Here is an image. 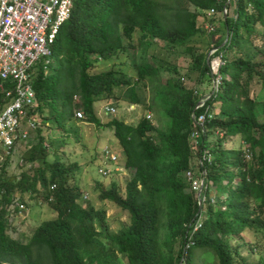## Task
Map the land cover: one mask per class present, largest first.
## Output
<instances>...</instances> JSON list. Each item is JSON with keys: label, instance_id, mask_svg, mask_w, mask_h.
I'll list each match as a JSON object with an SVG mask.
<instances>
[{"label": "trees", "instance_id": "16d2710c", "mask_svg": "<svg viewBox=\"0 0 264 264\" xmlns=\"http://www.w3.org/2000/svg\"><path fill=\"white\" fill-rule=\"evenodd\" d=\"M174 3V9L165 11L160 0H73L70 17L52 47L53 64L48 69L39 64L33 81L37 112L44 123L64 129L81 111L95 127L113 131L131 178L124 196L112 183L108 189L100 187L98 199L127 213L128 227L110 233L105 211L80 203L81 189L69 179L76 167L45 164L48 149L38 129L22 159L30 165L44 163V167L33 175L22 173L15 181L7 179L3 165L0 190L6 195L1 203L9 202L12 195L35 196L42 189L43 202L56 217L42 221L23 243L10 238L11 222L2 213L0 264H43L37 259L44 254L48 264H119L121 259L126 264H246L240 237L248 230L264 235V120L259 119L258 102L251 97L253 84L260 83L264 90V0H239L229 6L226 17L222 15L225 0ZM210 9L221 14L229 33L228 42L224 43L225 35L211 46L225 61L219 92L196 109L200 95L182 83H167L153 97L166 119L163 128L158 129L146 117L136 125L117 118L102 124L95 115V103L116 100L144 105L141 85L155 82L159 72L140 64L134 78L115 69L94 73L98 58L108 61L119 55L125 40L131 41L136 31L143 51L151 46V39L184 46L201 32L197 19ZM214 34L216 31L209 36ZM245 44L255 49V58L232 57ZM192 66L207 75L208 56L198 54ZM200 114L212 115L199 141L201 153L210 156L204 164L202 211L197 194L188 189L183 177L191 168L194 151L190 141L195 129L193 115ZM215 133L221 137L209 144V136ZM234 137L245 149L224 147ZM245 150L251 153L250 161L245 160ZM52 184L56 186L53 190ZM222 237L237 238L238 243L232 247ZM241 257L245 263H239Z\"/></svg>", "mask_w": 264, "mask_h": 264}, {"label": "rangeland", "instance_id": "374dc122", "mask_svg": "<svg viewBox=\"0 0 264 264\" xmlns=\"http://www.w3.org/2000/svg\"><path fill=\"white\" fill-rule=\"evenodd\" d=\"M160 4L165 11H170L175 7L174 0H160ZM233 8L231 11L232 15H234L232 18L234 19L236 15ZM190 9L193 10V7H190ZM204 15L197 19V27L199 30L201 29V32L199 31V33L184 46H172L159 39H151V46L146 51H143V47L138 44L140 32L136 31L131 41L125 40L124 50L119 55L111 60L100 61L98 63L97 68L93 71L94 73L115 69L124 71L127 75L134 78L136 72L135 67L140 64H149L159 72V77L155 82L150 84L146 82L144 86L141 85L143 90L142 93L145 98L144 105H130L124 101L116 100L100 101L96 103L95 115L102 124H106L113 118H117L126 124L136 125L141 118L149 116V120L152 121L155 127L158 129L163 128L166 119L153 101V97H155V93L161 90L163 86L165 87L167 83L172 84L173 82H179L182 83L185 89L198 92L200 97L203 94L208 95L211 81L207 75H202L194 69L192 63L198 54L209 56L214 41L224 38L225 35H227V29L221 14L219 15V13L216 12L210 18L216 29V34L213 36H209L210 34L207 35L202 28L205 24ZM260 30L261 29H259V31ZM255 55V49L249 44H245L242 46L241 51L232 55V57L237 56L247 60H253ZM47 60L49 61L47 65L48 69L49 65H52L54 61L53 50L52 55L47 57ZM251 97L258 102L256 113L259 119L264 120V112L262 111L264 90L260 83L252 85ZM107 103H110L112 107L115 108L116 113L114 115H105L103 113V107ZM150 107H152L151 110ZM46 113L45 111V114ZM42 124L40 128L41 136L45 139L44 143L48 146V157L45 164L59 162L68 167L75 166L76 168L69 173V179L71 183L81 189L82 194L86 193L88 195V199L86 201L81 199L80 203L92 206L95 209L104 210L110 233H116L128 227L129 217L127 213L122 212L111 202H103L98 199L100 187L108 189L112 183L117 184L119 194L124 196L125 185L131 178V173L126 170L113 173L107 179H103L99 174L101 151L104 147L118 152L119 155L121 154L120 148L114 140L113 131L110 128L99 129L84 118L72 120L64 129L56 128L55 124L50 122L44 123L43 119ZM218 136L221 137V135L217 133L209 136V144H215L217 139H219ZM35 138L36 135L33 141ZM223 145L225 148L231 150L245 149L237 137L231 138ZM29 146L28 144L27 147L24 146L23 148H19L10 160L3 164H6L5 176L7 179L17 181L20 179L22 173L33 175L36 169H42L44 167V163L41 162H35L31 164V167L20 165L22 154ZM198 159V150L194 149L191 158L192 180L190 181V185L186 180L188 189L194 193H196V191L193 185L195 183L198 185L202 178V170L199 167ZM119 164V166L123 165L122 157ZM47 174L49 175V173ZM21 197H23L22 199L25 202V211L22 214H17L12 217L8 235L13 240L26 243L42 221L54 219L56 214L45 202H43L45 191L42 189H40L35 196L26 193ZM213 197L215 198L216 195H213ZM200 210L202 211V205ZM221 239L227 241L232 247L238 243L237 238L236 240L234 238L224 237ZM240 239L244 241L245 247L241 249V252L244 259L247 261L246 264H264V235H262V233L254 235L252 231L248 230L243 233ZM100 241L104 242L102 239H100ZM252 245H255V247L253 248ZM235 257L236 262H238L237 255H235ZM42 258L43 259H37L38 263L48 264L44 259L45 254ZM244 259L241 257V261ZM244 261L239 263H245ZM119 264H126V262L121 259ZM198 264H201V262H198ZM207 264H216V262H208Z\"/></svg>", "mask_w": 264, "mask_h": 264}, {"label": "built area", "instance_id": "2783aa9c", "mask_svg": "<svg viewBox=\"0 0 264 264\" xmlns=\"http://www.w3.org/2000/svg\"><path fill=\"white\" fill-rule=\"evenodd\" d=\"M219 2L223 0H218ZM239 0H225L222 15L226 17L229 6ZM73 0H0V167L24 146L33 143L36 131L42 127V116L37 112L36 95L33 81L37 67L42 64L46 69L52 55V47L62 24L71 14ZM251 8V5H248ZM216 13L214 9L204 14L205 24L202 27L206 34L215 33L216 29L210 18ZM209 21V22H207ZM229 40V33L225 42ZM99 61H102L98 58ZM225 61L221 58L217 48H212L208 56V77L211 81L210 92L203 94L196 106L200 109L205 102L215 93L219 92L222 85L221 68ZM194 95H199L194 92ZM105 115H114L116 110L110 103L103 107ZM76 119H83V113L77 111ZM149 119V116H146ZM212 118L209 114L193 115L195 125L190 134V141L194 149L198 150V163L202 170L201 180L198 185H193L199 205L204 202L203 184L205 177L204 164L210 156L201 153L200 138L205 132V122ZM35 134V135H34ZM24 145V146H23ZM44 146L48 148L47 144ZM245 160L250 161L251 153L245 150ZM121 155L108 147L101 151L99 174L103 179L109 178L113 173L122 172L123 165L119 166ZM21 166L25 164L22 157ZM185 180H192L191 168L183 174ZM52 184L50 189L55 188ZM6 195L4 189L0 190V215L3 213L5 220L10 221L14 215L25 211V202L19 195L9 197V202L2 204L1 199ZM86 193L81 195L83 201L88 198ZM214 201V200H212ZM199 226L198 222L194 230Z\"/></svg>", "mask_w": 264, "mask_h": 264}, {"label": "crops", "instance_id": "0c3cea01", "mask_svg": "<svg viewBox=\"0 0 264 264\" xmlns=\"http://www.w3.org/2000/svg\"><path fill=\"white\" fill-rule=\"evenodd\" d=\"M98 103V102H97ZM95 105H96V103L94 104V112H95ZM113 137H114V135H113ZM114 140H115V142H116V144H117V140L115 139V137H114ZM121 155V154H120Z\"/></svg>", "mask_w": 264, "mask_h": 264}]
</instances>
